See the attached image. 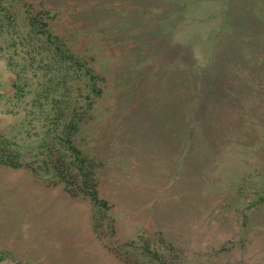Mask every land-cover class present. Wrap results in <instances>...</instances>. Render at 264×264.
<instances>
[{"label": "rangeland", "instance_id": "obj_1", "mask_svg": "<svg viewBox=\"0 0 264 264\" xmlns=\"http://www.w3.org/2000/svg\"><path fill=\"white\" fill-rule=\"evenodd\" d=\"M26 1L57 7L49 29L97 75L84 139L114 226L109 237L89 200L0 165V264H124L105 243L140 231L180 264H264V0ZM12 79L0 56V132L21 114ZM165 91L180 105H162ZM239 101L245 138L223 149Z\"/></svg>", "mask_w": 264, "mask_h": 264}, {"label": "trees", "instance_id": "obj_2", "mask_svg": "<svg viewBox=\"0 0 264 264\" xmlns=\"http://www.w3.org/2000/svg\"><path fill=\"white\" fill-rule=\"evenodd\" d=\"M44 7L41 2L0 0V56L13 75L8 110L21 113L0 132V165L25 168L42 184L59 183L72 197L89 200L96 222L99 215L106 216L111 237L114 220L106 213L110 205L97 193L102 159L87 151L84 139L100 93L98 78L49 29L46 21L57 7ZM95 225L94 232L104 241ZM140 232L135 239L112 240L105 246L124 264H180L178 249L169 241ZM226 248L223 244L215 253Z\"/></svg>", "mask_w": 264, "mask_h": 264}, {"label": "crops", "instance_id": "obj_3", "mask_svg": "<svg viewBox=\"0 0 264 264\" xmlns=\"http://www.w3.org/2000/svg\"><path fill=\"white\" fill-rule=\"evenodd\" d=\"M245 69V68H244ZM245 70H243L242 68L239 69V72L243 73ZM245 77L246 75L244 76V80H245ZM166 83V81H165ZM183 83V81L181 82ZM167 85V83H166ZM168 87V85H167ZM160 88H163L162 86V83L160 84ZM239 91V94L242 95L243 92L240 93V90L238 89ZM161 92H162V89H161ZM174 98V103H178L180 105V102L182 101L180 99L179 96L177 95H173V96H170L169 97V93H167V91H165V94H164V97H163V94H162V99L163 101H161V104L162 105H166V106H171L170 104V100L171 98ZM239 105H241V102L239 101ZM206 107L208 108V110H206V114L207 116L210 115V104L206 103ZM230 109L229 111L232 109V113L231 114H228L229 116L226 118L228 121L227 123V126L226 128H221L218 133H217V141L218 140H223L221 142L222 144V148L224 149L225 148V144L228 145V146H231L230 144H239L241 145V140L243 139V137L245 138V130H246V123L243 125L242 124V121H241V114L243 115V106L241 105L239 107L240 111L236 114V106H233L230 104ZM245 114V113H244ZM205 117V115H204ZM207 130L208 132L210 133V129L207 127ZM244 135V136H243ZM220 138H219V137ZM206 139H208V144H210V137L209 136H206ZM230 148V147H229ZM222 149V150H223Z\"/></svg>", "mask_w": 264, "mask_h": 264}]
</instances>
